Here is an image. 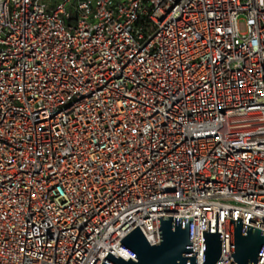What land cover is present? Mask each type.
<instances>
[{"label": "built area", "instance_id": "built-area-1", "mask_svg": "<svg viewBox=\"0 0 264 264\" xmlns=\"http://www.w3.org/2000/svg\"><path fill=\"white\" fill-rule=\"evenodd\" d=\"M157 217L196 264L264 232V0H0V264L135 261Z\"/></svg>", "mask_w": 264, "mask_h": 264}, {"label": "water", "instance_id": "water-1", "mask_svg": "<svg viewBox=\"0 0 264 264\" xmlns=\"http://www.w3.org/2000/svg\"><path fill=\"white\" fill-rule=\"evenodd\" d=\"M230 219V256L234 264H256L264 246V232ZM159 243L149 245L138 226L121 241L120 247L136 258L124 261L106 255L101 264H196L192 252V217H157ZM202 264H216L221 256V234L202 231Z\"/></svg>", "mask_w": 264, "mask_h": 264}]
</instances>
